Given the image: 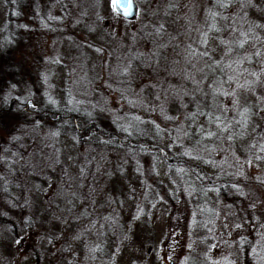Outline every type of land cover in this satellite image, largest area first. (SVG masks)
<instances>
[{"label":"rangeland","instance_id":"rangeland-1","mask_svg":"<svg viewBox=\"0 0 264 264\" xmlns=\"http://www.w3.org/2000/svg\"><path fill=\"white\" fill-rule=\"evenodd\" d=\"M135 1L128 21L113 0H28L13 17L0 0V264H264V0H235L215 21L214 0ZM236 72L252 83L233 110L214 90ZM65 101L101 129L154 127L155 150L190 170L41 111Z\"/></svg>","mask_w":264,"mask_h":264},{"label":"trees","instance_id":"trees-1","mask_svg":"<svg viewBox=\"0 0 264 264\" xmlns=\"http://www.w3.org/2000/svg\"><path fill=\"white\" fill-rule=\"evenodd\" d=\"M25 2H28V0H5V3L9 6L8 14L11 17H13L15 13L18 14L20 7L17 6V4L24 5ZM234 2L235 0H232L231 4ZM225 10L226 9H220L217 6V12L223 13ZM51 24L53 23H49L50 26ZM42 106L44 107H41V111L51 116L57 123L61 120H68V126L76 131V134L82 136V138L89 135L88 133H91L94 139H107L105 141L109 143L110 146L126 150L130 155L134 156L153 152L157 155H162L165 158V163L168 164L170 170L174 173L181 171L182 168L184 170H190L186 159L181 157L176 159L168 157L167 153L163 154L160 149L159 151L155 150V144L162 143V134L150 125H143L144 123H141V121H137L133 118L128 120L127 123H119L116 121L111 125L110 130L107 128L105 130L97 125L96 115L90 113V111L84 113L86 108L81 105L70 104V101H65L62 104L54 103L53 105H47V107H45V105ZM0 110L2 111L1 113H3L7 109H5L4 105H1ZM61 126H64V124H61Z\"/></svg>","mask_w":264,"mask_h":264},{"label":"snow or ice","instance_id":"snow-or-ice-1","mask_svg":"<svg viewBox=\"0 0 264 264\" xmlns=\"http://www.w3.org/2000/svg\"><path fill=\"white\" fill-rule=\"evenodd\" d=\"M231 2H232V0H214V4L217 5L220 9H226V8H228V7L230 6ZM247 2H248L249 4H251V0H247ZM130 6H131V5H129L128 0H113V9H114V10H115V9H119V8H121V7L127 9V8H129ZM243 7H244V2H243V0H241L240 8L242 9ZM208 11H209V14H210V16L212 17L213 21H215V18H216L217 16H220V15H221L220 12L212 11L211 8H209ZM244 15L246 16L247 13H244ZM235 17H236V14H233V17H232V18H233V23L229 25V28H230V30H231L232 32H236V31L238 30V29L235 27V23H236ZM221 18L224 19V20H228V19H229V17H227V16H222ZM241 20H243V17H241ZM161 27H163V26H161ZM209 27H215V23H213V25H210ZM216 31L219 32L220 29H219V28H216ZM251 31H253V29H252V27H251V25H250V26H249V29H248V32H251ZM248 32L240 31V37H241V38L238 39L237 41H235V43H236L240 48H243L244 45H245V43H246L249 39H251V37L248 36ZM201 36L206 37V33H201ZM201 42L204 43V44H207V43H208V40H207V38H204ZM222 42L225 43V44H229V43H230V42L227 41V40H224V41H222ZM253 47H255V46H253ZM232 51H233V49H232L231 47L226 48V53H231ZM191 54H192L193 56H195L197 53L192 52ZM208 55H209V53L206 52V51L203 53V56H205V57L208 56ZM252 55H255V56L259 57V56L261 55V52H260V50L257 48V49L255 50L254 53H252V54L245 53L244 56H241V57L236 58V59L233 61V63H235L237 66H240V65H243V64H244L245 60L251 62ZM228 66L231 67V66H232L231 63H230ZM125 71H127V70L125 69ZM243 71H247V69H243ZM252 75L255 76L257 80H259V75H258L257 73L253 72ZM188 78L191 79L192 82H193L194 84H197V85H198V84L200 83V81H197V80H196L194 77H192V76H189ZM228 81L235 82V87H234V88H231L230 91L225 90V89L223 88V84L226 83L225 81H220V87L217 88V89H215L214 91L221 92L222 95L225 96V97H231V98H232V100H231L232 109H233V110H236V109L239 108V104H240L239 97H238V95H237V89L242 88V87H245L246 85H249V84L252 83V82H251V81H248V80H244V82L241 83V82H240V73H239V72H236L234 75L229 76V77H228ZM197 90L199 91L200 89L197 88ZM157 98H159V97H157ZM32 107H35V105H32ZM217 107H218V108H221V107H222L224 111H227V109H228V106H227V105H217ZM248 111H249V109L245 108V109L241 110V114L243 115V113L248 112ZM167 118H168V119H171V117H167ZM215 119H216V123H217L218 125H222V129H221L222 131L227 130V129L229 128V124H230V122H229V123H224V121L220 120L219 117H215ZM245 121H247V117H245ZM206 135H207V136H213V135H215V134L212 133V132H207ZM233 138H234V137H233L232 135H228V136H227V139H228L229 141L233 140ZM261 150L264 151V147H262ZM256 158H257L258 160L261 159V157H256ZM246 163H247L249 166H251L252 161H251V160H246ZM240 174H243V173L241 172ZM257 179H259V177H257ZM237 187H238V185H237ZM16 242L19 243V241H16ZM189 247H191V245H189Z\"/></svg>","mask_w":264,"mask_h":264},{"label":"water","instance_id":"water-1","mask_svg":"<svg viewBox=\"0 0 264 264\" xmlns=\"http://www.w3.org/2000/svg\"><path fill=\"white\" fill-rule=\"evenodd\" d=\"M129 5H131L129 8L125 9L123 7L119 9H115L116 12H118L125 20H134L137 17L138 14V6L136 4L135 0H128ZM172 264V262L170 263Z\"/></svg>","mask_w":264,"mask_h":264}]
</instances>
